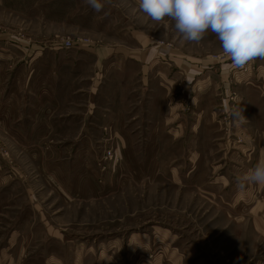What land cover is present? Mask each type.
Listing matches in <instances>:
<instances>
[{"label": "rangeland", "instance_id": "rangeland-1", "mask_svg": "<svg viewBox=\"0 0 264 264\" xmlns=\"http://www.w3.org/2000/svg\"><path fill=\"white\" fill-rule=\"evenodd\" d=\"M102 2L96 12L86 0L0 1L3 42L29 51L28 71L0 67V264L69 263L81 242L116 238L126 264L139 252L165 254L159 264H264L262 185H236L264 159L241 146L263 137L264 60L229 69L213 33L187 42L136 0ZM161 52L187 69L213 62L237 86L206 88L196 119L187 78L170 101L159 84L141 92L144 71L124 61ZM241 109L258 135L234 128Z\"/></svg>", "mask_w": 264, "mask_h": 264}, {"label": "clouds", "instance_id": "clouds-1", "mask_svg": "<svg viewBox=\"0 0 264 264\" xmlns=\"http://www.w3.org/2000/svg\"><path fill=\"white\" fill-rule=\"evenodd\" d=\"M86 3L96 12L104 8L102 0ZM136 5L155 22L173 21L184 41L199 43L208 32L213 33L232 69L264 60V0H136ZM230 114L238 123L245 120L242 109ZM247 184L264 185V159L236 177L240 191Z\"/></svg>", "mask_w": 264, "mask_h": 264}, {"label": "crops", "instance_id": "crops-1", "mask_svg": "<svg viewBox=\"0 0 264 264\" xmlns=\"http://www.w3.org/2000/svg\"><path fill=\"white\" fill-rule=\"evenodd\" d=\"M1 1V0H0ZM4 36L7 38V35H0V67L2 65H8L12 64L15 61L19 63L18 65L22 70L27 69L28 71V59H26V56L29 55V51L27 49L22 48L21 50L17 49L16 47H12L9 45V47L6 46L4 41ZM87 48V46H86ZM42 50H39L37 52V55L39 56L42 53ZM88 55H95L94 58L95 60H101L102 59V52H97L95 49H90L88 48ZM137 55H142V53H136ZM157 54V53H156ZM165 53H159L157 55L154 54V56L144 59L142 56H138V58L135 56H124L125 59L124 61L126 63L130 61H136L139 66H141V70L144 72H141L143 75H145V79H149V81H145L141 79L140 74H139V84L137 86L140 87L141 92L146 91L148 88H153L157 84L161 85L162 87L167 88V91L169 92L170 96L167 97L169 98L170 101L173 100L172 98V88L178 87L177 84L183 79V77L187 78L186 83L188 85H192L195 91L192 96H193V103L195 104V111L197 112V117L196 119H203L206 118L203 114L204 111H206L205 107V102L202 100L203 96H206L209 91H206V88H209L212 90L213 94H216V91L214 90L218 86L221 85V82L224 83L225 85H230L235 88L237 86V83L235 80L229 79V77H224L226 78L223 80L221 77L222 75L219 73L220 69L215 68L213 62H207L202 64L199 67H196L194 69H187L185 67H181L179 64H177L176 58L173 57H167L164 56ZM148 60V61H147ZM146 68V71H145ZM231 69L230 67H228ZM258 71L264 72V66L262 65L261 68L257 69ZM231 72V70H229ZM250 74H246L245 77H249ZM252 77V75L250 76ZM222 79V80H221ZM247 79L245 78V81ZM237 81V80H236ZM190 82V83H189ZM232 82H235L236 84H232ZM175 84V85H174ZM246 85V82H245ZM211 93V94H212ZM246 102V101H245ZM178 104V103H177ZM245 110V107H244ZM246 111L248 112L247 108ZM264 114V112H263ZM243 116L245 115V112L243 111L242 113ZM245 121V120H244ZM242 122L238 123V126H234V128H241L244 131L245 135H258V133L255 131V129H262L260 131V134L263 136L261 138L260 146L257 147L258 143L256 142L253 146H250L248 143L242 144L243 149L246 150H263L264 151V126L261 124V127H254V124L251 122ZM199 126V123H196L194 126ZM197 126V127H198ZM255 128V129H254ZM234 130V129H233ZM222 130H215L213 133L214 134H221ZM239 133V131H237ZM240 134V133H239ZM257 141V140H256ZM221 145V143L219 144ZM262 192H263V201H264V185H262ZM254 192H251V195H253ZM250 194H247V197ZM121 238H116L112 241H102L100 243V248L97 250L95 246L89 244H83L81 242L79 248L75 251V256H72V259L69 263H66L64 259L55 257V256H49L47 259V263L49 264H126L125 258H124V251H125V242L124 240H120ZM98 243V244H99ZM120 245V247H119ZM118 247L117 252H112V248ZM86 250V254H89L85 257H83V253ZM137 250L139 248L137 247ZM99 252V253H98ZM165 254H157L154 255L151 258L148 257V255H142L141 252H139V264H141V260L144 258L146 261L145 264H159L160 261L163 259ZM142 258V259H141ZM154 258V260H153ZM88 259H91L89 262ZM174 260L175 262H179L182 259V254H177L176 252H173L172 258L170 257V260ZM163 263V262H162Z\"/></svg>", "mask_w": 264, "mask_h": 264}, {"label": "built area", "instance_id": "built-area-1", "mask_svg": "<svg viewBox=\"0 0 264 264\" xmlns=\"http://www.w3.org/2000/svg\"><path fill=\"white\" fill-rule=\"evenodd\" d=\"M74 45H75V43L74 42H71L69 40H65V42H64V46H66V47H72Z\"/></svg>", "mask_w": 264, "mask_h": 264}]
</instances>
